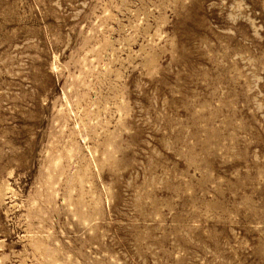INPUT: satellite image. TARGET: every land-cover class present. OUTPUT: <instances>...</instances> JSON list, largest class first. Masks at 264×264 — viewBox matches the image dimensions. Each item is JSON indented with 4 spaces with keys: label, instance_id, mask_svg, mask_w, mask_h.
I'll use <instances>...</instances> for the list:
<instances>
[{
    "label": "rangeland",
    "instance_id": "374dc122",
    "mask_svg": "<svg viewBox=\"0 0 264 264\" xmlns=\"http://www.w3.org/2000/svg\"><path fill=\"white\" fill-rule=\"evenodd\" d=\"M0 264H264V0H0Z\"/></svg>",
    "mask_w": 264,
    "mask_h": 264
}]
</instances>
